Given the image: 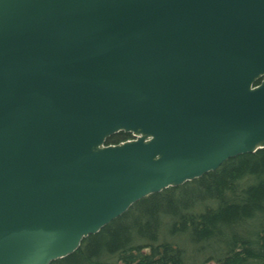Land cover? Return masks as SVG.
I'll return each instance as SVG.
<instances>
[{
	"label": "water",
	"instance_id": "1",
	"mask_svg": "<svg viewBox=\"0 0 264 264\" xmlns=\"http://www.w3.org/2000/svg\"><path fill=\"white\" fill-rule=\"evenodd\" d=\"M261 148L264 0H0V264Z\"/></svg>",
	"mask_w": 264,
	"mask_h": 264
},
{
	"label": "trees",
	"instance_id": "2",
	"mask_svg": "<svg viewBox=\"0 0 264 264\" xmlns=\"http://www.w3.org/2000/svg\"><path fill=\"white\" fill-rule=\"evenodd\" d=\"M50 264H264V148L140 199Z\"/></svg>",
	"mask_w": 264,
	"mask_h": 264
}]
</instances>
